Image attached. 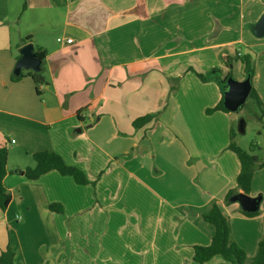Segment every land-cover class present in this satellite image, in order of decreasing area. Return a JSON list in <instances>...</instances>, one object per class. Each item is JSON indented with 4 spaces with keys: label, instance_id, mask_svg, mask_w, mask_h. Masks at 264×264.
<instances>
[{
    "label": "crops",
    "instance_id": "0c3cea01",
    "mask_svg": "<svg viewBox=\"0 0 264 264\" xmlns=\"http://www.w3.org/2000/svg\"><path fill=\"white\" fill-rule=\"evenodd\" d=\"M23 1L19 12V0H0V146L12 194L0 209V252L11 244L16 264H231L194 259L215 233L203 216L215 202L234 240L257 249L264 233L249 226L264 224V186L254 171L258 215L225 201L229 190L243 192L228 148L233 111L207 112L223 91L197 73L217 67L243 80L240 56L261 55L252 80L264 103V0ZM28 42L46 55L39 72L23 68L20 77L14 69ZM43 150L89 183L57 170L27 178L20 170Z\"/></svg>",
    "mask_w": 264,
    "mask_h": 264
},
{
    "label": "trees",
    "instance_id": "16d2710c",
    "mask_svg": "<svg viewBox=\"0 0 264 264\" xmlns=\"http://www.w3.org/2000/svg\"><path fill=\"white\" fill-rule=\"evenodd\" d=\"M30 38V37H29ZM28 38V39H29ZM37 55L41 58H45L46 52L40 48H37ZM240 59L244 64V71L250 74L252 79L255 74L253 58L246 54L241 55ZM198 76L203 81H208L215 79L222 89L224 90V84L229 77L227 75L225 78L221 77L220 68L214 67L210 73H197ZM36 83H41L44 78L40 74H29ZM23 75L21 74L20 77ZM248 98H252L262 109L264 114V103L259 96L257 90L252 86L251 92ZM216 110L229 111L223 104V97L217 105L208 108L207 112L212 113ZM156 117V114H146L143 117L138 118L134 121L135 125L145 124L152 118ZM235 131L232 128L231 131V141L228 148L232 149L239 157L241 168L237 177V187L241 189L244 193H250L252 188V181L254 176V171L258 167L259 158L256 154L249 153L248 151L242 149L234 141ZM34 165L28 166L23 171L27 178L34 180L39 178L42 174L49 172L51 170H57L64 175H71L74 177L78 183H89V179L86 173L79 167L67 164L63 157L54 151L43 150L38 151L33 154ZM7 163H8V148L6 145L0 146V209L6 210L12 200V194L10 190L4 184V177L7 173ZM260 167L264 163L259 164ZM237 189L229 190L225 201L230 202L231 197L235 195ZM49 208L54 211H62V205L58 203H53L49 205ZM240 212L247 216L258 215L259 210L254 212H248L240 206ZM204 218L211 222L215 226V233L211 239L209 245H196L194 247V259L199 263H204L216 255L223 256L231 264H244L247 261V254L239 244L234 241L232 237V229L229 216L225 213L222 206L218 203H213L211 209L205 213ZM251 264H264V237L261 238L258 244L257 251L255 255L250 260ZM0 264H16L15 263V251L11 244H8L5 249L0 252Z\"/></svg>",
    "mask_w": 264,
    "mask_h": 264
},
{
    "label": "rangeland",
    "instance_id": "374dc122",
    "mask_svg": "<svg viewBox=\"0 0 264 264\" xmlns=\"http://www.w3.org/2000/svg\"><path fill=\"white\" fill-rule=\"evenodd\" d=\"M21 4L22 5L24 4L23 0H19V12L21 11ZM13 31H14L15 35H17V33H18L17 25H13ZM259 58L263 59L261 55L259 56ZM259 58H258L257 62H256V58L253 59L255 71H258L262 66V64L259 62L260 61ZM242 72H243V70H242ZM234 73H236L235 70H233V72L231 71L230 76L236 78L235 77L236 75ZM252 84L254 85L253 80H252ZM242 118H244L246 121L244 132H242L239 128L240 120ZM232 125H233V129L235 131V137H234L235 143L238 144L242 149L248 151L249 153L253 154L255 151L256 155L258 156L259 161H258V165H257L258 167L255 170V171H257L255 183L259 187H263L264 186V165H262L261 167L259 165L260 163H264V114H263L262 109L254 100H252V98H248L245 105L239 111H236V112L233 111L232 112ZM181 126H182L181 123L179 121H177L176 122L177 129L181 128ZM208 130L209 129H207V131ZM212 133H214V132H212ZM196 143L202 144L203 147L208 145V143L206 141H204L203 139L201 142L198 141ZM212 143H216V141L211 142V144ZM15 155L16 154L13 153V156L11 159L12 164L15 160L14 159ZM202 170H204V169H202ZM200 173H201V169L198 170L197 179H198ZM92 185H94V184H92ZM260 220L264 221V214L263 213H262ZM230 223H231V229H232V233H233V228H232L233 222L231 219H230ZM247 227H248V224L241 223V225H240L241 229H246ZM249 227L251 230L257 229V231L261 232V234L264 233V224L262 222H257V223L253 222L250 224ZM240 247L243 248L242 246H240ZM256 250L257 249L252 248L250 245H248L244 249V251L247 254V261L244 264H251L250 260L255 255Z\"/></svg>",
    "mask_w": 264,
    "mask_h": 264
},
{
    "label": "water",
    "instance_id": "95a60500",
    "mask_svg": "<svg viewBox=\"0 0 264 264\" xmlns=\"http://www.w3.org/2000/svg\"><path fill=\"white\" fill-rule=\"evenodd\" d=\"M264 23V15L261 19ZM20 57L17 60L14 72L20 75L23 68L33 69L37 72L41 70L43 58L36 54L34 44L28 42L20 48ZM252 77L247 74L243 80H238L229 76L224 84L223 90V104L229 111H239L246 103L252 89ZM246 121L244 118L240 120L239 128L242 132L245 131ZM238 199L240 206L248 211L254 212L259 209L258 198L252 197L248 193H236L231 197V200Z\"/></svg>",
    "mask_w": 264,
    "mask_h": 264
},
{
    "label": "built area",
    "instance_id": "2783aa9c",
    "mask_svg": "<svg viewBox=\"0 0 264 264\" xmlns=\"http://www.w3.org/2000/svg\"><path fill=\"white\" fill-rule=\"evenodd\" d=\"M60 42L61 43H64V42H72V39L71 38L70 39H67V40L61 39Z\"/></svg>",
    "mask_w": 264,
    "mask_h": 264
}]
</instances>
